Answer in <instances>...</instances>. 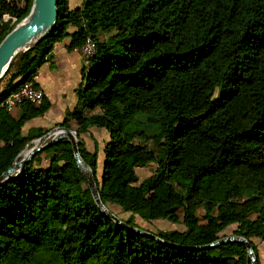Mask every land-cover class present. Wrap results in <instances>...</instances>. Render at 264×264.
I'll list each match as a JSON object with an SVG mask.
<instances>
[{"label":"trees","instance_id":"trees-1","mask_svg":"<svg viewBox=\"0 0 264 264\" xmlns=\"http://www.w3.org/2000/svg\"><path fill=\"white\" fill-rule=\"evenodd\" d=\"M0 0V12L21 20ZM53 29L9 63L0 78V174L49 129L23 123L41 116L43 99L13 115L5 99L32 79L56 41L88 58L74 105L55 125L70 128L94 174L102 204L182 230H156L168 245L121 227L101 213L61 138L0 182V264H250L245 246L264 243V0H56ZM69 27L73 29L68 30ZM10 29L0 31V40ZM105 130L100 177L96 151L81 138ZM154 164L138 180L135 168ZM198 210L200 213H198ZM176 245V246H171Z\"/></svg>","mask_w":264,"mask_h":264},{"label":"water","instance_id":"water-1","mask_svg":"<svg viewBox=\"0 0 264 264\" xmlns=\"http://www.w3.org/2000/svg\"><path fill=\"white\" fill-rule=\"evenodd\" d=\"M56 0H31L30 7L25 16L18 21V23L11 28L0 40V78L8 67L9 63L15 58L17 54L26 50L33 42L48 34L52 29L56 19ZM64 138L71 145V150L75 164L88 188L90 195L103 215L111 219L121 227L136 232L139 235L151 238L156 242L168 245L153 232L137 228L135 226H128L121 218L116 216L106 205L102 204L97 192V186L93 172L87 164L80 157L77 150V139L74 131L70 128L55 126L50 128L43 135L30 141V146L26 144L25 147L17 154L11 165L0 174V182L5 180L13 173H17L19 169L32 157V155L45 146ZM29 146V147H28ZM26 153L20 157L23 150ZM20 157V158H19ZM234 241L242 243L250 260V264H257L255 256L249 242L242 236L225 235L206 245L194 246V249L212 247L217 244ZM176 246V245H171Z\"/></svg>","mask_w":264,"mask_h":264},{"label":"crops","instance_id":"crops-1","mask_svg":"<svg viewBox=\"0 0 264 264\" xmlns=\"http://www.w3.org/2000/svg\"><path fill=\"white\" fill-rule=\"evenodd\" d=\"M79 4L80 0H68L70 8ZM72 29V27L68 28L69 31ZM68 42V37L56 41L46 60L36 69L32 81L42 90L43 99L48 102V107L41 116L33 117L23 123L22 134L33 127L43 129L55 127V124L62 120L65 111L74 105L76 100L74 89L82 83L81 72L85 71L87 62L81 58L75 48H67ZM11 112L13 115L18 114V106ZM91 129L92 127L88 128L87 133ZM85 147L87 148L86 144Z\"/></svg>","mask_w":264,"mask_h":264},{"label":"rangeland","instance_id":"rangeland-1","mask_svg":"<svg viewBox=\"0 0 264 264\" xmlns=\"http://www.w3.org/2000/svg\"><path fill=\"white\" fill-rule=\"evenodd\" d=\"M79 1V0H78ZM81 2V0H80ZM1 86V84H0ZM99 130V131H98ZM82 140L87 146L88 150H95L96 151V172L95 176L97 179L100 177V169L102 165V144L104 140L107 139V134L104 129L92 127L91 131L85 134L81 135ZM32 143H30L31 145ZM29 145V146H30ZM28 146V147H29ZM26 150V149H25ZM24 155V152L20 157ZM19 157V158H20ZM154 168L153 163H149L143 167L135 168V173L137 175L138 180H141L145 176L151 174L152 170ZM106 207L109 208L116 216H118L121 219H125L127 216H129L128 212L122 211L118 206L113 204H106ZM198 213L200 211L198 210ZM132 221L135 225V227L147 230L150 232L156 231V230H171V229H177L182 230L183 225L181 223H172L166 219H152V220H143L140 219L136 215H132ZM233 229V225H229L225 227L220 234L221 235H229L231 233V230ZM252 242L256 245L257 255H258V264H264V243L260 241L258 238H252Z\"/></svg>","mask_w":264,"mask_h":264},{"label":"built area","instance_id":"built-area-1","mask_svg":"<svg viewBox=\"0 0 264 264\" xmlns=\"http://www.w3.org/2000/svg\"><path fill=\"white\" fill-rule=\"evenodd\" d=\"M5 4L15 5L17 8H21L24 0H2ZM82 1V0H81ZM18 23L17 16L15 13L8 11L0 12V31L2 27L8 29L13 28ZM96 44L95 41L85 34L83 36L82 42L75 47V50L87 62L88 58L95 51ZM43 92L37 87L34 82L31 80L23 82L19 87L9 93L5 99V107L8 110H12L18 106L22 101H27L34 106L41 105L43 101Z\"/></svg>","mask_w":264,"mask_h":264},{"label":"bare ground","instance_id":"bare-ground-1","mask_svg":"<svg viewBox=\"0 0 264 264\" xmlns=\"http://www.w3.org/2000/svg\"><path fill=\"white\" fill-rule=\"evenodd\" d=\"M24 152V154L26 153V150H23L22 152H21V154L20 155H22V153Z\"/></svg>","mask_w":264,"mask_h":264}]
</instances>
